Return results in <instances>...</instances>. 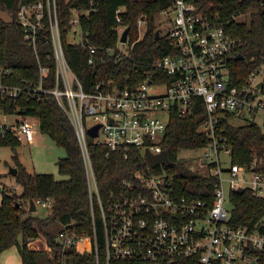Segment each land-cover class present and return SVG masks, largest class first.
I'll return each instance as SVG.
<instances>
[{"label":"built area","instance_id":"1","mask_svg":"<svg viewBox=\"0 0 264 264\" xmlns=\"http://www.w3.org/2000/svg\"><path fill=\"white\" fill-rule=\"evenodd\" d=\"M102 0H89L86 8L73 7L69 22L70 40L77 43L81 36L80 21L88 19ZM158 15H164L167 30L161 35L169 53L154 63V71L135 86L119 87L108 81L85 90L68 64L59 31L57 0H36L21 4L17 20L25 40L34 48L43 29H48L53 49L54 76L52 86L49 65L40 64V79L26 88L29 95L51 94L64 108L71 120L84 162L90 209L99 212L103 233L106 264L110 260L139 261L142 264H172L179 258L194 259V264H264V233L247 226L229 223V192L238 187L249 188L253 195L264 196V172L250 166L231 163L229 151L222 143L220 121L226 113L234 118L264 114V58L242 81L231 83L229 60L234 56L237 40L218 21L199 7V0H168ZM124 6L115 10L118 23L116 49L127 54L126 42L120 36L126 28L120 24ZM147 17L137 19L138 40L143 36ZM93 51L94 48H91ZM9 67L0 64V97L14 102L23 89L4 82L11 74ZM261 82V86L258 83ZM204 106L205 120L198 131L205 135L204 145L181 150L178 158H189L193 170L214 176L212 204L202 199L180 196L168 171L159 163L151 167L145 152L159 154L163 150V136L175 108L181 115L192 112L195 101ZM0 135L11 134L18 141L34 140L36 119L18 113H6L0 108ZM7 115H16L7 121ZM91 116L93 123L86 127ZM250 121V120H249ZM255 122V121H253ZM257 123V122H256ZM98 124L97 135L91 137L87 129ZM259 124V123H258ZM264 130L263 124H259ZM87 136L94 143L128 158L139 152L147 165L122 180V187L110 193L106 202L99 194L94 175ZM188 153L181 156L180 153ZM228 155V164L224 155ZM250 174L251 179L246 175ZM228 184V193L224 189ZM35 206L50 208L51 200L34 201ZM93 235L78 236L71 227L57 230L63 246L72 245L78 252H93L98 260L96 220H92Z\"/></svg>","mask_w":264,"mask_h":264},{"label":"trees","instance_id":"2","mask_svg":"<svg viewBox=\"0 0 264 264\" xmlns=\"http://www.w3.org/2000/svg\"><path fill=\"white\" fill-rule=\"evenodd\" d=\"M36 0H0V64L11 69L4 76V82L18 86L23 91L14 102L0 97V108L6 113H18L37 119L39 129L54 143L65 150L60 159L58 172L68 176L57 180L52 173H29L17 161L16 146L19 144L11 134L0 135V146L8 145L15 152L17 162L16 183L21 194L0 186V253L18 242L22 264H96L93 252H78L74 246H63L58 233L52 231L54 223L71 227L78 236L93 235V218L98 234L99 264H106L103 250V233L96 209L93 216L83 158L77 141L75 128L66 111L53 95H29L26 88L39 83V66L49 65V80L45 87L52 86L54 76L53 49L48 40V29L38 36L35 48L29 44L17 20V9L21 4ZM89 0H57L59 31L65 58L79 78L85 90L96 84L112 81L113 84L135 86L154 71L153 66L169 53L161 35L155 38L158 29L156 17L168 0H102L98 9L88 19H81L82 36L77 43L70 40L69 18L73 7L86 8ZM124 6L120 24L128 27L127 54L116 49L118 33L115 10ZM199 7L205 14L218 21L237 40L234 56H231L230 80L239 84L264 58V0H199ZM6 15V18L2 16ZM141 14L147 17L143 36L138 40L137 19ZM91 48H94L92 51ZM241 54L242 59H235ZM262 90L264 91V81ZM192 112L181 115L174 108L163 136V147L170 163L163 165L180 196L202 199L212 204L216 178L202 170H193L189 158H178L181 150L198 148L207 141L197 129L205 120L204 106L196 100ZM222 143L229 151L231 163L250 166L264 172V130L253 121L241 124L232 122V115L226 113L220 121ZM88 150L99 194L104 202L111 192L122 187V180L130 178L135 171L147 165L145 158L133 153L128 158L94 143L87 136ZM29 199L51 200L45 216L33 215L29 211ZM229 223L233 226H247L264 233V196H255L245 187L229 192ZM42 236L47 249L34 250L29 241ZM194 259L179 258L172 264H194ZM109 264H142L139 261L110 260ZM162 264H169L168 262Z\"/></svg>","mask_w":264,"mask_h":264},{"label":"rangeland","instance_id":"3","mask_svg":"<svg viewBox=\"0 0 264 264\" xmlns=\"http://www.w3.org/2000/svg\"><path fill=\"white\" fill-rule=\"evenodd\" d=\"M4 18L6 15L2 14ZM157 26L160 29L161 35L164 34L167 30V21L165 20L164 15H157L156 17ZM75 38L71 37V41H74ZM126 46H122L125 48ZM2 114H0V118H2ZM7 121H13L16 118V115H7ZM255 121L259 124H263L264 122V114L259 113L255 117L250 118H234L232 122L234 124H241L246 121ZM35 122V133L34 140L31 143H27L26 141H18L19 144L16 146V154L17 161L20 162L29 173H52L54 178L57 180H66L68 176L61 175L58 172V164L57 161L64 158L66 156L65 150L59 146H57L54 141L46 134L42 133L39 129V124L37 119H33ZM93 123V119L91 116H87L85 120L86 127ZM15 152L8 145L0 146V179H2L3 184L10 190H15L17 194H21L22 188L16 183L15 175H12L9 171L11 168L17 169V162L14 159L13 155ZM181 156H185L188 153H180ZM225 163L228 164V155H224ZM246 178L251 179V175L247 174ZM1 181V180H0ZM2 183V182H1ZM224 189L226 193H228V184L224 183ZM48 213V209L37 205L36 210L32 211L33 215L37 216H45ZM61 226L59 222L54 223L52 226V231L56 232V230ZM20 237L17 238V243L19 242ZM39 243L40 246L44 245V239L42 236L32 239L29 243ZM14 244V245H16ZM17 246V245H16Z\"/></svg>","mask_w":264,"mask_h":264},{"label":"water","instance_id":"4","mask_svg":"<svg viewBox=\"0 0 264 264\" xmlns=\"http://www.w3.org/2000/svg\"><path fill=\"white\" fill-rule=\"evenodd\" d=\"M128 30H129V28L126 27L123 30V32L121 33V36H120V39H119L121 42H126ZM155 38L156 39L159 38V30L158 29L155 30ZM242 58H243V56L241 54H238V55L235 56V59H242ZM258 86H261V82L258 83ZM98 127H99L98 124H96V125H94L92 127H89L87 129V133L91 137H95L97 135V129H98ZM145 157H146V159H147V161H148V163H149V165L151 167H153V166H155V165H157L159 163H163V162H166L167 163V162H169V157H168V153H167L166 150H163L159 154H152L149 151H146L145 152ZM59 163H60V160L57 161V164H59ZM9 172L12 175H15L16 172H17V169L16 168H11ZM243 189H244L243 187H238L237 188L238 191H241ZM28 203H29V208H28L29 211L30 212L35 211L36 210V206H35L34 200L33 199H29Z\"/></svg>","mask_w":264,"mask_h":264},{"label":"crops","instance_id":"5","mask_svg":"<svg viewBox=\"0 0 264 264\" xmlns=\"http://www.w3.org/2000/svg\"><path fill=\"white\" fill-rule=\"evenodd\" d=\"M0 180H1L0 181V186H1V184H3V181H2V179H0ZM19 242H20V240H19ZM16 245H12L0 253V264H22L20 252H19V247H18V245L17 246ZM28 246L34 250L47 249L46 242H44V245H41V246L39 243H36V242H34L32 244L28 243Z\"/></svg>","mask_w":264,"mask_h":264}]
</instances>
